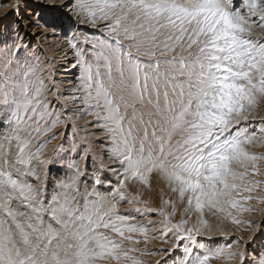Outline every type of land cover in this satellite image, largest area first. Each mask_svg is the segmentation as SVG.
I'll list each match as a JSON object with an SVG mask.
<instances>
[{"label": "snow or ice", "instance_id": "obj_1", "mask_svg": "<svg viewBox=\"0 0 264 264\" xmlns=\"http://www.w3.org/2000/svg\"><path fill=\"white\" fill-rule=\"evenodd\" d=\"M23 3L0 5V264H264V0Z\"/></svg>", "mask_w": 264, "mask_h": 264}, {"label": "rangeland", "instance_id": "obj_2", "mask_svg": "<svg viewBox=\"0 0 264 264\" xmlns=\"http://www.w3.org/2000/svg\"><path fill=\"white\" fill-rule=\"evenodd\" d=\"M62 0H59V3ZM49 3H56L57 0H48ZM9 3V0H0V5H7ZM21 7L24 9V14L28 15L31 12L30 8H25L24 7V3L23 0H21ZM10 9L7 6H0V13H3L2 16L3 17L4 14L6 12H8ZM28 21L26 20H21V24L23 25H27ZM37 29L33 28V29H26V31L28 32V35H25L24 32H21V36L24 38V40L26 42L30 41L31 35L30 33L33 31H36ZM262 33H264V29L259 30ZM42 38L37 37L36 41H33V44L36 45L39 43V40ZM62 43V41H56V40H48L45 41L44 44L42 45V47H44V51L48 56H53L55 54V49L56 47L59 46V44ZM49 45H55V47H49ZM59 61V60H58ZM67 87V84L66 86ZM58 141H53L52 145H49V154L51 153V149L54 147L55 143H57ZM255 151L257 152H264V148H256ZM261 171L264 172V166L261 167ZM148 196L151 197L152 203H153V207L157 206L159 203V198H160V194L159 191L154 183V190L151 193H145V197L147 198ZM261 207H264V205H261ZM123 210V209H122ZM253 219L259 220V215H254ZM213 223H215V221H213ZM232 228H234V226H232ZM238 235H242L244 237L245 240L250 239V232H240L239 230H236ZM168 245H162L159 243V241H153L152 244L149 245V247H167ZM161 257L158 256H147L145 257L147 264H155V261L160 259Z\"/></svg>", "mask_w": 264, "mask_h": 264}, {"label": "bare ground", "instance_id": "obj_3", "mask_svg": "<svg viewBox=\"0 0 264 264\" xmlns=\"http://www.w3.org/2000/svg\"><path fill=\"white\" fill-rule=\"evenodd\" d=\"M64 2V0H62V1H60V3H63ZM5 7V6H4ZM2 14L3 13H0V16H2ZM37 31V30H36ZM259 31V30H258ZM33 32H35V31H33ZM33 32H31V33H33ZM261 32V31H260ZM31 33H30V35H31ZM59 42V41H58ZM59 62V61H58ZM66 86V85H65Z\"/></svg>", "mask_w": 264, "mask_h": 264}]
</instances>
